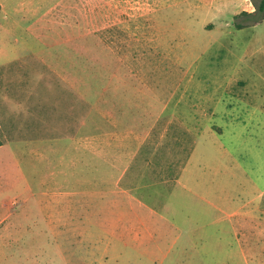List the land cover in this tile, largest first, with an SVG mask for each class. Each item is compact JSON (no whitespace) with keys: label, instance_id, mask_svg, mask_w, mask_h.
I'll return each mask as SVG.
<instances>
[{"label":"rangeland","instance_id":"rangeland-1","mask_svg":"<svg viewBox=\"0 0 264 264\" xmlns=\"http://www.w3.org/2000/svg\"><path fill=\"white\" fill-rule=\"evenodd\" d=\"M261 1L69 0L61 16L47 19L62 27L29 55L36 118L26 134L8 137L17 142L18 167L56 171L48 185L75 197L66 206L69 221L54 228L58 235L31 241L29 257L13 264H64L65 256L75 262L87 255L76 240L86 233L100 241L94 251L101 254L103 238L136 225L124 196L114 194L118 171L136 169V178L128 177L144 184L136 193L158 191L163 204L173 190L165 182L185 167L199 132L189 165L199 175L189 181L206 172L207 191L221 195V221L178 192L169 221L149 226L153 239L143 246L151 259L113 241L116 257L101 264H245L229 250L238 219L230 214L244 216L251 204L264 209ZM38 138L46 143H23ZM258 240L253 264L264 259V238Z\"/></svg>","mask_w":264,"mask_h":264},{"label":"crops","instance_id":"crops-1","mask_svg":"<svg viewBox=\"0 0 264 264\" xmlns=\"http://www.w3.org/2000/svg\"><path fill=\"white\" fill-rule=\"evenodd\" d=\"M66 1L69 0H0V264H13L16 258L29 257L25 249L30 247L31 241H47L49 239L47 233L57 236L58 232L54 229L56 225H64L69 221L66 206L72 204L75 197L73 193L63 194L59 187L48 185L47 177L55 176L56 171L18 167L16 162L19 158L14 152L17 142L14 138L9 140L8 137V134L13 136L26 134L29 121L36 118L31 115L30 110L32 74L29 55L32 49H39L47 44L46 37L48 39L54 35L57 29L61 31L60 24L49 22L47 19L50 18L52 21V18L61 16ZM36 77L40 79L39 75ZM147 124L149 123L144 122L140 126L147 127ZM5 130L11 132L6 133ZM184 131L186 135L193 134L190 128H185ZM200 133H197L193 140L185 167L176 171L172 179L165 183H169L170 188L173 187L172 192L169 190L170 197L180 192L196 200L202 212L207 213L208 210L214 215L212 221L214 220L216 224L217 221H221L223 214L221 195L217 197L216 191L214 194L207 191L206 180L202 179L206 175L205 171H200L199 181H189V177L199 175L191 170L189 165L198 151L195 142ZM174 139L176 140V137ZM23 143L43 145L46 141L39 138L26 139ZM138 151L139 146L136 153ZM137 175L136 169L132 172L127 168L120 169L118 171L120 185L114 192L116 195L124 196L128 210L125 214L136 225L131 226L125 233L103 238L101 245L103 250L99 251L101 253L99 255L98 251H94L98 240L90 234H83L76 240L80 241L79 246L89 256L81 255L75 262L72 261V256H65L64 264H101L107 259L112 260L116 257L111 249L114 247L113 241L122 242L123 246L132 244L138 248L136 255L147 260L152 258L149 246H143L145 238L153 239L149 233V226L156 222H168L173 214L170 211L173 207L170 197L169 201L159 204L158 191L138 195L136 192L144 184L137 179L132 184V180L128 178H136ZM189 182H193L194 185H190ZM150 184L153 185L154 182ZM35 206L38 213H34ZM156 207L161 208V211H157ZM230 218L238 219L235 225H232L236 238L234 243L230 244L229 250L232 255L241 257L245 264H253L252 257L261 251L258 239L264 238L262 222L264 209L262 210L259 204H251L244 216L233 212ZM188 219L193 220L190 217ZM39 220L42 222H38ZM40 224L44 225L43 228ZM52 225L54 226L51 227ZM251 238H256L253 246L249 244ZM255 248L257 251L254 254ZM257 263L264 264V259ZM128 264L140 263L134 260Z\"/></svg>","mask_w":264,"mask_h":264},{"label":"trees","instance_id":"trees-1","mask_svg":"<svg viewBox=\"0 0 264 264\" xmlns=\"http://www.w3.org/2000/svg\"><path fill=\"white\" fill-rule=\"evenodd\" d=\"M258 10L262 13H264V0L260 2V5L258 6ZM263 15V14H262Z\"/></svg>","mask_w":264,"mask_h":264}]
</instances>
